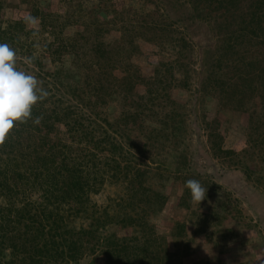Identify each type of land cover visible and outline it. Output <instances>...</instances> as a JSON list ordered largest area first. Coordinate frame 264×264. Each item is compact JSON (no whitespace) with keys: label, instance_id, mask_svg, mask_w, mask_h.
I'll use <instances>...</instances> for the list:
<instances>
[{"label":"trees","instance_id":"16d2710c","mask_svg":"<svg viewBox=\"0 0 264 264\" xmlns=\"http://www.w3.org/2000/svg\"><path fill=\"white\" fill-rule=\"evenodd\" d=\"M17 1L38 23H26L28 17L5 19L7 0H0V43L16 50L18 67L34 74L49 95L34 106L32 119L17 124L0 146V264H80L91 256L103 257L107 264H177L167 251L151 249L145 236L138 241L141 247L131 251L108 227L141 222L162 207L164 196L148 182L152 171L163 165L157 145L161 136L171 131L175 150L182 147L186 103L158 114L161 127L146 124L151 106L130 105L122 118L111 119L105 111L107 99L121 97L129 103L138 86L155 85L157 75L146 76L134 61L141 41L159 47L167 70L178 69L180 80L189 78L196 56L194 27L206 21L218 39L211 52L214 85L230 68L257 64L263 68V83L254 95L264 115V0ZM73 26L82 29L87 45L79 33L66 31ZM112 32L117 35L106 41ZM39 33L47 36L40 42L41 51ZM67 57L94 75L70 77ZM97 70H102L100 75ZM235 75L233 86L243 73ZM156 92H150L149 104ZM36 117L39 124L33 123ZM136 120L142 122L141 134L132 138ZM217 136L208 131L214 154L243 164L251 177L247 168L251 174L253 169ZM112 180L124 186L125 195L117 201L120 210L110 213L95 205L90 211L91 196ZM82 215L89 223L75 226Z\"/></svg>","mask_w":264,"mask_h":264},{"label":"rangeland","instance_id":"374dc122","mask_svg":"<svg viewBox=\"0 0 264 264\" xmlns=\"http://www.w3.org/2000/svg\"><path fill=\"white\" fill-rule=\"evenodd\" d=\"M3 12L8 20L28 17V10L17 0H7ZM208 23L195 24L196 56L189 78L180 80L183 74L178 69L167 70L168 60L160 56L159 47L141 41L134 61L146 76L157 75L152 81L155 85H150L149 89L138 86L129 103L121 97L107 99L105 111L111 119L122 118L130 105L138 109L151 106L153 109L147 112V126L164 127L162 116H156L181 109L184 102L187 112L186 130L180 134L182 147L175 150L171 131L164 133L157 144L163 165L152 171L148 185L164 196L162 207L139 220L143 224L128 222L127 226L112 225L108 230L128 243L131 251L141 247L138 241H142V237H148L151 249L162 254L167 251L177 264H264V115L254 95V89L263 83L260 77L263 68L257 64L241 65L237 70L230 68V72L225 71L214 85L211 52L216 50L218 39L216 31L209 30L212 24ZM80 30L73 26L66 31L74 34ZM80 33L78 39L87 45ZM116 35V32L107 34L106 41ZM36 37L41 51L43 44L40 42L43 43L47 36L39 33ZM65 62L70 77L82 79L84 75H94L76 67L69 57ZM156 69L162 71V75L158 76ZM114 70L115 74L119 73ZM238 70L243 75L239 84L233 86L231 83ZM101 71L97 70L96 74ZM150 92L156 93L149 104ZM136 121L132 138L141 134L139 125L142 122ZM211 129L225 149L235 150L244 165L253 169L251 174L247 168L251 177L243 164L214 154L208 141ZM189 179L198 180L207 189L206 199L200 204L191 201L190 191L185 187ZM124 195L121 182L109 181L98 194L91 196L90 211L95 205L110 213L119 211L117 201ZM134 205L145 216L138 200ZM88 223V218L82 215L75 219L74 225ZM80 264H107V260L91 256Z\"/></svg>","mask_w":264,"mask_h":264},{"label":"clouds","instance_id":"9594fccd","mask_svg":"<svg viewBox=\"0 0 264 264\" xmlns=\"http://www.w3.org/2000/svg\"><path fill=\"white\" fill-rule=\"evenodd\" d=\"M26 23L35 25L38 18L28 17ZM31 63L33 58H24ZM41 81L32 73L18 67L16 50L8 43H0V146H3L17 124L32 119V109L48 97ZM41 118L36 117L35 124ZM185 187L191 201L200 204L206 199L207 189L198 180L189 179Z\"/></svg>","mask_w":264,"mask_h":264}]
</instances>
